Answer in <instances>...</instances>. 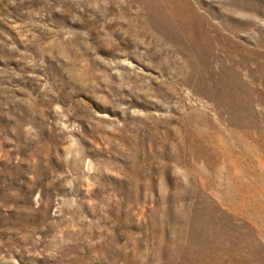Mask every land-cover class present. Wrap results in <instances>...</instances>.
<instances>
[{
	"label": "rangeland",
	"instance_id": "1",
	"mask_svg": "<svg viewBox=\"0 0 264 264\" xmlns=\"http://www.w3.org/2000/svg\"><path fill=\"white\" fill-rule=\"evenodd\" d=\"M0 264H264V0H0Z\"/></svg>",
	"mask_w": 264,
	"mask_h": 264
}]
</instances>
